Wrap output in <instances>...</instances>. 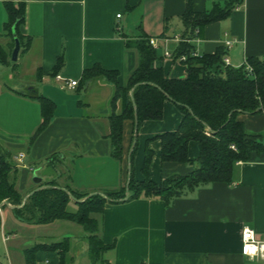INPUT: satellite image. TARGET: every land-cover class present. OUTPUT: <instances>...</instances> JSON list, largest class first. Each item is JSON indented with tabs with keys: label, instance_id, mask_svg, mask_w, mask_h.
I'll return each instance as SVG.
<instances>
[{
	"label": "crops",
	"instance_id": "1",
	"mask_svg": "<svg viewBox=\"0 0 264 264\" xmlns=\"http://www.w3.org/2000/svg\"><path fill=\"white\" fill-rule=\"evenodd\" d=\"M6 1L26 5L20 31L27 46H21L13 68L35 81L24 91L6 87L0 74V145L4 151L14 146L25 154L23 166L15 161L22 176L17 188L22 193L40 186L33 180L37 161L51 170L37 175L42 182L88 195L124 189L127 193L135 147L136 180L145 179L148 151L149 175L156 183L193 171L201 152L197 141L189 143L190 162L162 159L161 136L176 132L184 119L172 100L165 101L162 119L144 121L138 132L135 120L124 121L119 160L112 155L108 137L116 86L103 77L83 81L85 69L100 64L120 71L118 82L125 85L139 62L137 49L127 45L125 35L137 39L143 34L159 45L155 66L169 77L185 78L187 67L174 55L181 40L190 35L182 19L187 0H0V44L12 61L15 39L5 28ZM229 1L237 0H192V7L203 12ZM197 30L189 39L197 54L223 49L224 57L236 67L249 57H264V0H243L227 18ZM166 51L173 56H165ZM60 56L64 65L55 74ZM70 81L78 84L63 89ZM32 94L55 103L53 117L38 135L42 107ZM121 108L119 101L116 111ZM238 119L247 130L264 135V112L239 113ZM28 156L36 162L26 164ZM70 204L77 207L75 199ZM12 208L10 204L0 210L1 264H27V249L62 241H68L64 264H246L248 258L241 253L243 229H254L264 240V153L239 162L232 183L200 185L169 206L145 197L107 203L94 216L100 223V237L107 244L116 242V247L102 253L96 263L90 259L88 234L81 224L66 219L27 223L16 218ZM35 258L36 264H60V249H40Z\"/></svg>",
	"mask_w": 264,
	"mask_h": 264
},
{
	"label": "trees",
	"instance_id": "2",
	"mask_svg": "<svg viewBox=\"0 0 264 264\" xmlns=\"http://www.w3.org/2000/svg\"><path fill=\"white\" fill-rule=\"evenodd\" d=\"M243 0L216 3L211 10L197 12L192 7V0H187V9L182 16L186 31L190 35L182 40L175 52V58L183 55L187 67L185 78H173L165 74L162 67L155 66L159 58L158 50L150 43L148 35L140 38H127V45L139 53L137 68L125 85H120V71L104 69L100 64L85 69L83 81L103 77L116 86L112 98V113L109 116L112 155L116 159L123 157V125L126 119L138 118L137 132L146 120L163 118V108L170 98L184 115L176 132L161 136L162 159L164 161L190 162L188 146L191 141L201 145V152L193 171L184 176H173L156 183L150 179L149 165L151 151L147 152L144 165L145 179L136 180L133 173V158L136 147L131 154V179L128 200L140 197L158 198L167 206L171 202L200 185L225 182L235 179L236 166L241 161H248L253 153H264V135L251 132L238 119L239 113L264 112V57H249L247 63L240 67L225 65L223 49L214 54H196L189 42L191 33L204 25L227 18ZM5 8L8 21L7 32L15 39L14 32L27 46L20 27L25 22L26 5L23 2L6 1ZM15 42V41H14ZM15 45V44H14ZM13 50V49H12ZM0 61L10 62V57L0 44ZM60 56L55 74L63 67ZM250 67V68H249ZM134 89L132 99L131 90ZM31 97L41 103L43 122L36 131L40 134L49 124L55 110V103L40 94ZM121 101L120 112L116 111ZM35 135V136H36ZM231 145H235L232 148ZM11 152L4 151L0 145V203L8 201L13 205L16 218L27 223L48 224L55 220L66 219L81 224L88 234L89 256L92 262L100 260L102 253L115 249L116 242L107 244L100 237V223L94 216L102 213L107 203H119L127 196L126 189L119 192L95 193L92 195L70 191L76 200L77 209L70 210L72 197L64 188H58L53 182H41L51 185L32 194L23 204L24 198L32 190L22 193L17 188L19 167L9 161ZM81 200V201H79ZM7 205H3L6 207ZM2 218L0 214V227ZM43 248L60 249L61 263L64 264L68 241L45 246L36 245L25 251L27 264H36V252Z\"/></svg>",
	"mask_w": 264,
	"mask_h": 264
},
{
	"label": "rangeland",
	"instance_id": "3",
	"mask_svg": "<svg viewBox=\"0 0 264 264\" xmlns=\"http://www.w3.org/2000/svg\"><path fill=\"white\" fill-rule=\"evenodd\" d=\"M16 64V61H11L10 60V65H2L0 64V66H3L2 69H0V74H1V78L3 80V83L6 87H14L16 89H22L24 91H27L28 89H30L29 84H33L35 81L31 79V76L28 74H24L21 73V70L18 68H13V66ZM15 140H18L17 138ZM19 148L18 147H11L9 149V151L11 152L10 156H7V159L9 161H16V156H18L19 154ZM28 154V151H27ZM16 155V156H15ZM26 164L27 163H35L33 162L31 156H28V159L25 160ZM45 162V161H44ZM44 163L42 161H37L36 162V170L34 172V175H45L46 173H48L49 171H51L48 167H46V163L43 165ZM20 166H23V164H19ZM20 169V168H19ZM18 179H22V176L18 175ZM17 183V181H16ZM71 205V204H70ZM69 205L70 210L75 211L77 209L76 206H73V208H71V206ZM6 211V210H5ZM0 253L2 254V249H4L3 247V243H2V237H1V232H0ZM4 251V250H3ZM4 255V254H3ZM1 264V263H0ZM6 264V263H5ZM246 264H264V261H260V260H249L246 259Z\"/></svg>",
	"mask_w": 264,
	"mask_h": 264
},
{
	"label": "built area",
	"instance_id": "4",
	"mask_svg": "<svg viewBox=\"0 0 264 264\" xmlns=\"http://www.w3.org/2000/svg\"><path fill=\"white\" fill-rule=\"evenodd\" d=\"M118 17L119 18L121 17V13L118 14ZM196 32H199V30H197ZM150 43L156 50L159 49V45H158L157 40L155 38H150ZM226 44L228 46L231 45V41H227ZM165 56L172 57L173 54L171 52L166 51ZM179 59L184 61L186 59V56L183 55V56L179 57ZM224 64L225 65H231L228 57H224ZM61 78H62V76L57 75V79H61ZM77 84H78L77 81H70V82L62 85V88L63 89L64 88H74ZM231 147L235 148V145H231ZM24 158H25L24 153H21L18 156H16L17 165L23 164ZM241 253L243 256L247 257L249 260L264 261V240L259 239L256 232L254 231V229H251L250 227H245L242 231Z\"/></svg>",
	"mask_w": 264,
	"mask_h": 264
},
{
	"label": "water",
	"instance_id": "5",
	"mask_svg": "<svg viewBox=\"0 0 264 264\" xmlns=\"http://www.w3.org/2000/svg\"><path fill=\"white\" fill-rule=\"evenodd\" d=\"M14 35H15V47H14L13 52H12V60H13V61H17V60H18V57H19L20 50H21V42H20L19 38L16 36V32H14ZM134 89H135V87L131 90V95H132V99H133V101H134V97H133ZM169 99H170V98H169ZM135 123H136V129H137V125H138V118H137V115H136V118H135ZM135 144H136V140L134 141V146H135ZM33 180L35 181V183H38V184H40V183L43 181V180H42V177H39V176H37V175H35V176L33 177ZM129 182H130V181H129ZM50 186H51V185L46 184V185H40L39 187L35 188L34 190H32L29 194H27V195L25 196L24 201H23V204H24V203L27 201V199H28L32 194H34L36 191L41 190V189L46 188V187H50ZM56 187L61 188V187H59V186H56ZM64 189H65V188H64ZM65 190H67V189H65ZM67 191L69 192L70 196L74 199L73 194H72L69 190H67ZM128 193H129V184H128V186H127V196H126L125 198L120 199V200H121V201H126V200H128ZM91 195H92V194H91ZM79 201H81V200H79ZM4 204L10 206V203H9L8 201H4L3 203H0V210H1V208L3 207Z\"/></svg>",
	"mask_w": 264,
	"mask_h": 264
}]
</instances>
